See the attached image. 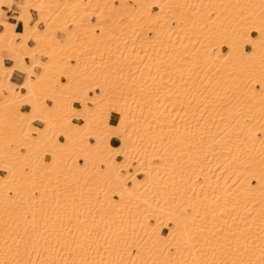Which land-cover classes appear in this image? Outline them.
Returning <instances> with one entry per match:
<instances>
[{
	"label": "bare ground",
	"instance_id": "obj_1",
	"mask_svg": "<svg viewBox=\"0 0 264 264\" xmlns=\"http://www.w3.org/2000/svg\"><path fill=\"white\" fill-rule=\"evenodd\" d=\"M244 1L0 0V264H264V0Z\"/></svg>",
	"mask_w": 264,
	"mask_h": 264
},
{
	"label": "rangeland",
	"instance_id": "obj_2",
	"mask_svg": "<svg viewBox=\"0 0 264 264\" xmlns=\"http://www.w3.org/2000/svg\"><path fill=\"white\" fill-rule=\"evenodd\" d=\"M22 0H16V4L14 5L15 7H16V11H17V13H18V11H20V9H19V7H18V3H20ZM18 2V3H17ZM247 2H250V0H245L243 3V5H247ZM120 3L119 2H116L115 3V5H119ZM241 4H242V2H241ZM222 8H224V7H221V10H223ZM155 9V8H154ZM154 9H153V13H156V11H154ZM157 10H158V8H156ZM252 9V8H251ZM251 9H249L248 10V13H250L251 12ZM17 13H15V16L17 15ZM32 13H33V20H32V22H31V24H34L35 22H37L38 20H40V17H39V15H37V13L35 12V11H32ZM108 20H110V18L108 19ZM91 21H93V22H96L97 23V18L95 17H92V19H91ZM232 26H238L239 25V21L238 20H236V19H234L231 23H230ZM39 27L41 28V29H44L45 28V23H40V25H39ZM247 27L248 28H252V25L249 23L248 25H247ZM2 27L0 26V31H2ZM74 28L73 27H71V30H73ZM114 32H118V30L117 29H114ZM58 36L59 37H62L61 35H59L58 34ZM227 40V38H225V37H223L220 41H226ZM64 43L65 44H67L68 43V40H65L64 41ZM30 45L31 46H34L35 44L33 43V42H30ZM247 50H250V48L249 49H247ZM224 51L226 52L227 51V49L226 48H224ZM6 54V56H8L7 54L8 53H5ZM42 60L43 61H46L47 59L43 56L42 57ZM28 64H31V60H29V62H28ZM36 71L39 73L41 70L39 69V68H37L36 69ZM63 81H65V79H63ZM93 95V94H92ZM49 98L48 97H46L44 100H48ZM22 100L25 102V100H26V96L24 97V98H22ZM22 100H20L19 102H20V104H21V107H22V105H23V103L24 102H22ZM18 105H19V103H17ZM40 127V126H39ZM91 137V136H90ZM89 140L91 141V142H95V140L91 137V138H89ZM45 149V150H44ZM44 149H42V150H40V155H42V156H40V159H42V163H43V161H44V163L43 164H45V163H49V162H52V156L50 155V151H49V149H46V148H44ZM41 151H43V152H41ZM22 152H27V150H24V149H22ZM44 159H43V158ZM46 157H49L50 158V160H45L46 159ZM74 157V156H73ZM73 157H72V159H73ZM123 159L122 158H119L118 159V161H122ZM104 168V167H103ZM29 170V168H27L26 167V170L25 171H28ZM2 170H0V172H1ZM4 172V171H3ZM133 172H135L134 171V169H132V173ZM5 173V172H4ZM2 176H5V174L4 175H2ZM140 178L141 177H143V176H139ZM65 182H67V181H65ZM117 198V197H116Z\"/></svg>",
	"mask_w": 264,
	"mask_h": 264
},
{
	"label": "crops",
	"instance_id": "obj_3",
	"mask_svg": "<svg viewBox=\"0 0 264 264\" xmlns=\"http://www.w3.org/2000/svg\"><path fill=\"white\" fill-rule=\"evenodd\" d=\"M154 11H157V9L155 8ZM15 13H17L16 7H13L12 9H9L7 7H4V17L5 18H9V17L14 18L15 17ZM59 35L62 36V34H59ZM252 35L255 36L256 34L255 33H252ZM247 49H249V47ZM26 62L28 63L29 60H26ZM5 64H6V66L10 67V66L14 65V62L10 61L8 59V56H6L5 57ZM24 80H25V75L24 74H22V73H20L18 71H15L14 72V74L12 76V82L13 83L22 84L24 82ZM22 93L25 94L26 93V90H22ZM77 105H79V104L78 103H74V106L76 108H78ZM79 108H81V107H79ZM25 109H27V111H25ZM21 111H23V112H29V111H31V107L30 106L23 105L21 107ZM74 121H78V120H74ZM34 124L37 125V126L42 125V123L39 122V121L35 122ZM45 160H50V158L49 157H46ZM0 173H1V175H4L5 174L3 171H1Z\"/></svg>",
	"mask_w": 264,
	"mask_h": 264
},
{
	"label": "snow or ice",
	"instance_id": "obj_4",
	"mask_svg": "<svg viewBox=\"0 0 264 264\" xmlns=\"http://www.w3.org/2000/svg\"><path fill=\"white\" fill-rule=\"evenodd\" d=\"M262 39H264V34H262ZM258 88H261V91H264V87H262L261 85H258ZM27 103V101H26ZM77 107L79 108L80 105H77ZM46 108L48 109V111H55L56 109V104L54 103L53 99L49 98L47 100V104H46ZM25 111H27V109H25ZM68 117H65V119H67ZM30 119H43L42 116H36V115H33L32 117H30ZM112 124H115L116 123V117L113 116L112 117ZM74 123H82V121H75ZM47 124V121L45 120V123L40 125V131H43L45 129V126ZM38 135L37 132H34V136ZM113 137H115L117 135V133H112L111 134ZM71 137L70 136H67L65 133H59V141L58 143H67L68 141H70ZM118 143V141L113 138L112 140V144H116ZM118 155V154H117Z\"/></svg>",
	"mask_w": 264,
	"mask_h": 264
}]
</instances>
